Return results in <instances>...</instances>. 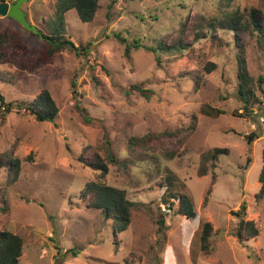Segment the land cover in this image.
<instances>
[{"label":"rangeland","instance_id":"1","mask_svg":"<svg viewBox=\"0 0 264 264\" xmlns=\"http://www.w3.org/2000/svg\"><path fill=\"white\" fill-rule=\"evenodd\" d=\"M56 4L28 0L22 11L48 35L59 28ZM100 7L89 23L75 10L66 14L63 33L80 52L61 51L47 64L39 61L44 40L0 16V33L20 39L38 64L33 71L20 68L15 43L0 62V93L14 104L11 112L0 108V232L23 239L19 264H264V199L256 201L264 39L216 23L227 11L264 14V0H100ZM135 41L140 48L132 47ZM178 41L183 52L147 49ZM241 57L250 76L244 95ZM44 90L59 108L54 123L38 122L18 106ZM215 148L228 153L213 160ZM98 156L107 173L92 167ZM10 160L20 162L17 179ZM90 182L124 190L137 203L126 231L115 232L116 221L83 196ZM180 195L193 200L194 220L179 214L172 197ZM244 202L246 221L260 232L241 242L234 212ZM160 217L165 236L158 234ZM208 222L209 254L201 250Z\"/></svg>","mask_w":264,"mask_h":264},{"label":"trees","instance_id":"2","mask_svg":"<svg viewBox=\"0 0 264 264\" xmlns=\"http://www.w3.org/2000/svg\"><path fill=\"white\" fill-rule=\"evenodd\" d=\"M221 2H227L228 0H220ZM100 0H57L55 19L59 25L58 30H55L51 34H44L43 31L39 30L38 34L34 36L44 40V47H42L39 61L42 64H47L51 61L52 57L64 50H70L76 53L80 52V47L77 46L70 37L64 35L63 30L65 29V16L68 12L75 10L78 13L79 18L84 23L92 22L98 11L100 10ZM222 26V29L231 30L239 35H249L250 37L258 36L264 39V14L256 9H250L246 12L227 11L224 13L222 20L216 22ZM212 27L217 25L211 24ZM209 26V27H211ZM236 36V34H235ZM237 37V36H236ZM237 39V38H236ZM15 43V46L21 50L20 60L18 65L22 69H33L38 64L33 62V51L27 46L23 45V42L15 36H9L7 32L0 33V62L4 60L9 44ZM132 47L140 48L141 44L135 41V45ZM148 50L159 53L158 51H164L167 53L183 52L186 50V46L182 42L178 41L173 45H168L162 42L158 48L148 47ZM82 50H87L82 48ZM131 50V46L128 45L126 48L127 55ZM158 55V54H157ZM157 62L160 63V58L157 56ZM239 64V79L240 93L244 95L246 92H250V76L247 70L246 60L241 57ZM242 70V71H241ZM262 82V81H260ZM73 86L76 84L73 82ZM136 91L140 93H146L147 90H143L140 86H134ZM14 104L6 102L5 97L0 93V108H4L5 112H11ZM19 108L26 109L32 116L36 118L38 122H51L54 123L59 114V108L53 99L49 91L44 90L40 93L31 104H18ZM221 113V112H219ZM219 115V114H218ZM256 134L249 136V140L253 141ZM227 149L215 148L213 150L212 159H217L221 154H227ZM109 160L116 162L112 152L109 151ZM9 166L12 167L14 178L17 179L20 170V162L18 160H10ZM6 164V165H8ZM91 165V164H89ZM96 170L102 171L103 173L108 172V165L102 160L100 156L92 164ZM206 175V172L200 173V176ZM259 181L261 188L256 194V201L260 202L264 199V152H263V167L260 173ZM83 196L88 197L91 206L97 210H100L107 220L114 219L115 232L122 233L126 231L132 222V211L137 206V203L129 199L127 192L102 182H90L83 189ZM172 200L178 201L179 203V214L185 216L189 220H194L197 217V211L195 209L193 200L185 195L179 197H172ZM169 205L170 210L175 205L171 202ZM247 204L244 202L238 212H234L240 220L238 223L235 236L241 242L250 240L258 236L260 230L254 221H246L245 215H247ZM158 234L165 236L166 233V222L164 217L158 219ZM213 232V225L208 222L204 225L201 235V250L209 254L210 251V238ZM23 239L12 232L1 231L0 232V264H19L20 259L23 255Z\"/></svg>","mask_w":264,"mask_h":264},{"label":"water","instance_id":"3","mask_svg":"<svg viewBox=\"0 0 264 264\" xmlns=\"http://www.w3.org/2000/svg\"><path fill=\"white\" fill-rule=\"evenodd\" d=\"M27 1L28 0H18L15 4L10 5L7 2L0 0V16L11 17L18 21L27 31L38 34L39 29L28 23L24 12L22 11V6Z\"/></svg>","mask_w":264,"mask_h":264},{"label":"built area","instance_id":"4","mask_svg":"<svg viewBox=\"0 0 264 264\" xmlns=\"http://www.w3.org/2000/svg\"><path fill=\"white\" fill-rule=\"evenodd\" d=\"M264 121V120H263Z\"/></svg>","mask_w":264,"mask_h":264}]
</instances>
